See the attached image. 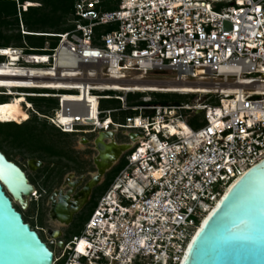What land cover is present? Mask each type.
<instances>
[{
  "label": "built area",
  "instance_id": "1",
  "mask_svg": "<svg viewBox=\"0 0 264 264\" xmlns=\"http://www.w3.org/2000/svg\"><path fill=\"white\" fill-rule=\"evenodd\" d=\"M104 9L101 0H80L70 32L37 34L58 39L55 49L47 42L39 54L19 55L20 65L35 58L33 66L53 70L56 81L88 83L97 98L99 125L89 105L59 103L56 117L76 116L68 128L51 119L60 131L122 132L131 145L80 234L49 235L48 245L54 264H180L204 218L264 160V0H120L117 10ZM158 73L173 79H146ZM138 80L208 92L194 94L203 98L193 105L146 98L130 106L122 93L96 89ZM105 100L121 107L102 110ZM200 115L202 127L188 125Z\"/></svg>",
  "mask_w": 264,
  "mask_h": 264
},
{
  "label": "water",
  "instance_id": "2",
  "mask_svg": "<svg viewBox=\"0 0 264 264\" xmlns=\"http://www.w3.org/2000/svg\"><path fill=\"white\" fill-rule=\"evenodd\" d=\"M100 134L96 164L102 176L120 152H111L107 143L109 137L114 140L112 133ZM98 183H90L87 198ZM33 193L24 170L0 151V264H54V252L15 205L26 210L24 198ZM53 212L70 223L73 214L67 205ZM180 264H264V160L235 182L204 218Z\"/></svg>",
  "mask_w": 264,
  "mask_h": 264
},
{
  "label": "rangeland",
  "instance_id": "3",
  "mask_svg": "<svg viewBox=\"0 0 264 264\" xmlns=\"http://www.w3.org/2000/svg\"><path fill=\"white\" fill-rule=\"evenodd\" d=\"M36 1V0H32ZM39 2L34 3L33 6H28L29 4H26V6L23 8V12L27 11V8L29 7H40L42 6L43 2H46V0H38ZM51 4L56 7L60 8L63 6V3L65 0H51ZM105 2L112 1V6L119 5L118 0H104ZM52 7V6H51ZM104 11H109V9L105 8ZM60 15L61 13L59 10H52L51 8V14L49 16V23L51 20H56L55 24L59 28L58 31H65L70 29L72 26V20L73 18L67 17V20L64 19V21H60ZM24 18V16H23ZM22 17L20 16V21ZM60 19V20H59ZM50 29V28H48ZM20 31L23 35H25L27 32V28H24L23 25L20 26ZM51 32H55L56 29L52 28L50 30ZM19 31L16 30L14 27L7 28L4 32L0 30V38L1 43H5V41H8V39L18 34ZM48 41L50 44L53 42V40H45ZM11 48L17 51L18 55H22V53L26 54V50L31 47L29 42L27 40H23L22 44H18L15 40L10 41ZM10 48V49H11ZM1 50V49H0ZM6 60L3 58H0V63L5 62ZM21 65H25V63H21ZM35 67V66H31ZM137 75V74H135ZM147 80L152 81H164V80H171L173 79L169 75L158 73V74H152L146 77ZM20 94H28V95H38L39 93L45 92H39L37 94L32 92H26L23 93L19 91ZM76 93V92H75ZM51 94V93H48ZM161 94H167L166 97H163ZM146 93V94H127L122 93L121 95L124 97H127L128 100L130 97H135L133 99V103L137 102H143L144 99L150 98L152 99V103L154 102H160V101H168L171 103L175 102H182V104H197L198 100L203 98V96H196L194 94H178V93ZM193 95V96H192ZM42 97H35L32 99H39ZM47 99V98H45ZM49 99V98H48ZM9 97L0 96V102L3 101H9ZM51 100H55L54 104L58 103L59 108V101L55 98H51L46 101L42 100H29L31 102V105L33 108L28 112L29 113V120L23 124L15 123V125H30V126H36L43 134V136L48 140L49 142L56 143L57 146L60 147L62 154H58L56 156L50 155L48 153H45L44 151L39 152H32L25 148H18L12 145L10 140H6L5 136L0 135V149L5 152L9 159L12 160L14 163H16L18 166H20L25 173L28 175L31 183L34 185V187L37 189V192L42 195H38L37 198L31 197L29 199V208L24 210V215L27 217L31 225L34 226V228L40 230L41 227L45 225L46 220H48L49 215V208H50V196L53 194L56 188L59 187L60 184L64 181L66 176H70V174L81 176L83 174L88 175L90 173L89 178H93L96 174H100L99 171H97V168L94 164L95 160L99 157V151L96 147V139L99 137V134H85V133H78V134H65L60 131L51 121L53 119L55 121V111L57 109L51 108L53 105L51 104ZM144 103V102H143ZM108 108V106L106 107ZM42 116L48 117L42 118ZM123 122V120L121 121ZM188 125L192 128H200L204 125V115L195 116L194 118H190L187 121ZM14 127V126H12ZM21 130V129H18ZM114 141L117 143L118 147L120 146H126L129 145V140L123 135L122 132L117 133L116 135L113 134ZM111 137L109 139L107 138V143H110ZM128 155V151L120 152L118 158L116 161L111 163L109 169L107 172L100 176V181L96 188L93 190V194L97 195L98 189L102 188L105 185L106 180L108 179V175L113 173V171L124 161H126V157ZM37 162L43 163V168L39 171H36L35 164ZM48 176L50 177V180H48ZM47 191V193L45 192ZM96 191V192H95ZM46 193V194H45ZM92 194V193H91ZM92 194V196H93ZM95 195V196H96ZM91 196V195H90ZM92 196L89 201V208L92 206V202L94 200V196L92 199ZM98 196V195H97ZM92 200V201H91ZM15 205L18 207L20 206L18 203H15ZM87 207V208H88ZM90 211V210H89ZM90 213L88 214V216ZM67 234L70 238L79 235V229L77 226L73 225L70 229H68ZM48 236V235H46ZM68 236L65 240H69ZM49 237V236H48ZM47 237V240L49 241V238ZM51 249H54V247H51Z\"/></svg>",
  "mask_w": 264,
  "mask_h": 264
},
{
  "label": "bare ground",
  "instance_id": "4",
  "mask_svg": "<svg viewBox=\"0 0 264 264\" xmlns=\"http://www.w3.org/2000/svg\"><path fill=\"white\" fill-rule=\"evenodd\" d=\"M28 6H33L30 3ZM5 52H2L0 58L5 59L6 61L0 63V96L9 97L10 100L0 104V123H18L23 124L29 120V111L33 108L31 102L27 100V97H45L50 98L52 95H28L20 94L19 91L22 90H47V91H66L68 89L80 90L78 94H63L62 96H54L58 98L59 103L63 102L64 106L67 105H89L92 108H88V118L92 122L96 121L99 125L98 120V100L94 95L89 92L90 88L87 87L88 83H82L79 81L73 80H63L56 81L52 78L55 75L54 71L51 69H41L39 67H31L35 64V58H27L29 66H21L18 62L20 61L18 53H14L12 49L7 48L3 49ZM47 62V59L45 60ZM132 84V85H131ZM97 90H110L118 93H178V94H196V93H207L208 90L203 87H194L187 84H147L142 83L140 80L135 83H125L119 81H112L101 83L100 88ZM62 100V101H61ZM76 116L62 114L59 112V115L55 116V122L63 127L70 126L75 120ZM45 118V116H42ZM183 126H185L183 124ZM101 135V134H100ZM101 136H104L102 134ZM135 138V137H133ZM104 141V138H103ZM111 152H123L131 146H119L114 142L113 139L110 141ZM96 181H99V177H95ZM37 189L34 187V192ZM31 195L24 198L25 202L29 205V199L31 197L37 198L39 193L35 196Z\"/></svg>",
  "mask_w": 264,
  "mask_h": 264
},
{
  "label": "trees",
  "instance_id": "5",
  "mask_svg": "<svg viewBox=\"0 0 264 264\" xmlns=\"http://www.w3.org/2000/svg\"><path fill=\"white\" fill-rule=\"evenodd\" d=\"M79 1L80 0H65L63 3V6H61L60 8H56L51 4L52 2L51 0H46V2L42 3V6L29 7L27 8V11L23 12V8L26 6V4H30V3L34 4L39 1L38 0L36 1L0 0V30L4 32L7 28L14 27L16 30L19 31L18 34L13 35L11 39L9 38L8 41H5V43H1L0 41V49L3 50V49L11 48V45H10L11 40H15L16 42H18V44H22L24 39L27 40L29 44L31 45V47L26 50V54L28 55L39 54V50L43 49L46 43L48 42V41L46 42L45 40H53V42L51 43V46L53 49H55L58 45V41H59L58 39L53 38V37L37 36V34L57 35V34H65V33L70 32L73 28L72 26L68 30L58 31L59 29L57 28H59L58 26L60 24L57 26V24H55L56 20L52 19L50 23L48 22L50 20L49 16L51 14V8L52 10L53 9L59 10V12L61 13L60 15L61 20L60 19L59 20L63 22L64 19L67 20V17L73 18L75 6ZM101 1L103 3V7L109 9V11L117 10L119 7V5L115 7L112 6L111 4L112 1H109V2L108 1L105 2L104 0H101ZM118 2L120 3V0H118ZM20 16L22 17L21 21H20ZM21 25H23L24 28H27V31H26L27 33L25 35H23L20 31ZM52 28L56 29V31L51 32L50 30H52ZM21 92L23 93L32 92L35 94L39 92H45V94L54 93V91H47V90L42 91V90H37V89L22 90ZM106 94L116 95L117 93L107 92ZM137 94H140V93H137ZM158 94H161V93H158ZM161 95H163V97L167 96V94H161ZM32 98H35V97H27V100L28 101L29 100L46 101L50 99V98L49 99L48 98L47 99L45 98L32 99ZM134 98L135 97L131 96L130 99L128 100V104L130 106L144 105V103L140 101L137 103H133ZM54 101L55 100H51V104L49 105L50 106L53 105L51 106V108L53 109H58V103L54 104ZM5 102L7 101L0 102V104L5 103ZM150 104H161V105L174 104V105L180 106L182 105V102L178 101L175 103H171L168 101H160V102H154V103L151 102ZM107 106L108 108H106ZM120 107H121V102L118 100H105V101H102V104H101L102 110L118 109ZM129 114L130 113H125L122 115V117L124 118L128 116ZM18 129H21V130H18ZM64 134H65L64 136L67 135L66 133ZM0 135L5 136L6 140H10L12 145L18 148H25L32 152L44 151L45 153H48L54 156L58 154H62L60 147L57 146L56 143L49 142L48 140H46L42 132L36 126H30L29 124L25 126H22V125L18 126V125H15V123H7V124L0 123ZM0 151L2 150L0 149ZM3 153L9 159L8 155L5 152ZM125 164H126V161L122 162L113 171V173L108 175V179L106 180L105 185L102 188L98 189L97 192L95 191L98 196L94 194V200L92 202V206L90 207V212H89L90 215L88 216L87 219L90 218L91 214L93 213L94 209L97 206L98 200L106 192V190L109 188L111 183L114 181L115 177L124 168ZM17 209L20 213L24 215V211L21 209V207L18 206ZM24 219L26 223H29L31 225V223L29 222V220L27 219L25 215H24ZM32 228H34L33 225H32ZM68 239H70L69 236H68Z\"/></svg>",
  "mask_w": 264,
  "mask_h": 264
},
{
  "label": "flooded vegetation",
  "instance_id": "6",
  "mask_svg": "<svg viewBox=\"0 0 264 264\" xmlns=\"http://www.w3.org/2000/svg\"><path fill=\"white\" fill-rule=\"evenodd\" d=\"M126 146H131V145L129 144ZM129 150H130V148L127 149V151H129ZM96 161L97 160H95L94 164L97 168V171H99V173H100V169L97 166ZM35 165H36L35 166L36 171H39L43 168V163H41V162H37V164H35ZM88 176H90V173L88 175L83 174L81 176H77V175H73V174H70V176L69 175L66 176V178L64 179L62 184H60L59 187L56 188L55 191L53 192V194L50 196V208H49L48 220H46L44 227L42 226L40 230L33 228V230L38 232V234L40 235V237L42 238V240L46 244H48L47 237L49 235L56 237V238L66 239L68 236L67 231L73 225L77 226V228L79 229L80 232L83 229V227L85 225L84 222H87V220H88L87 218H88V214L90 212L89 211L90 208L88 207L89 206L88 204H89L90 198L93 194V191H92L91 196H89L88 198L84 194L86 193L90 183L93 180H96L95 179L96 176L99 177V181L101 178L100 175H98V174H96L93 178H89V179H88ZM48 177H49L48 180H50L51 176H48ZM30 183H31V181H30ZM45 192L47 193V191H45ZM39 195H40V193H39ZM93 196H94V194H93ZM93 196H92V199H93ZM40 197H42V195H40ZM60 205L61 206L67 205L68 211L73 214L71 216L69 224H66L65 222L60 220L59 217H57L53 212L54 209H56L57 206H60ZM46 235H48V236H46Z\"/></svg>",
  "mask_w": 264,
  "mask_h": 264
},
{
  "label": "snow or ice",
  "instance_id": "7",
  "mask_svg": "<svg viewBox=\"0 0 264 264\" xmlns=\"http://www.w3.org/2000/svg\"><path fill=\"white\" fill-rule=\"evenodd\" d=\"M83 247V246H82Z\"/></svg>",
  "mask_w": 264,
  "mask_h": 264
}]
</instances>
